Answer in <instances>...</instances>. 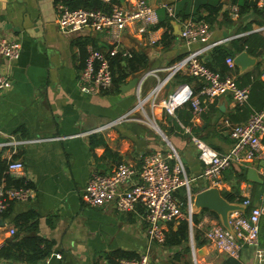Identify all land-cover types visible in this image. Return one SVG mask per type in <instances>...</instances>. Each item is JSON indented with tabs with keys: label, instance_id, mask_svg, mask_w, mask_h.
<instances>
[{
	"label": "crops",
	"instance_id": "1",
	"mask_svg": "<svg viewBox=\"0 0 264 264\" xmlns=\"http://www.w3.org/2000/svg\"><path fill=\"white\" fill-rule=\"evenodd\" d=\"M59 1L68 4L66 0H0V35L16 40L22 48L18 59L0 60V71L6 72L13 81L10 88L0 92V157L8 165L11 161L21 160L24 163L23 171L9 172L31 181L36 190L35 197L14 202L8 215L0 216V247L19 230L23 222L18 217L28 211L38 214L36 233L54 242L51 253L45 259L16 263L0 259L2 264H108L107 254L112 250L122 248L141 253L147 249L149 242L148 223L142 207L119 212L112 204L91 206L84 201L82 193L93 172L108 174L121 163H129L139 169L145 155L156 150L165 151L167 142L151 123L144 121V116L139 112L127 121L106 126L135 106L136 85L127 91H117L113 84L109 90L99 94H87L80 90L78 77L84 64V46L80 42L89 39L87 51L89 47L108 51L115 41L107 32L61 28L56 9V2ZM146 1L156 8L159 21L165 16L163 3L174 7L178 17L170 22L176 37L168 48H164L161 41L165 31H169L165 25L154 26L144 35L132 28L122 31L119 48L131 53L144 51L149 58L148 66L130 75L125 83L151 69H157V75L163 77L165 71L162 69L165 66L203 45L201 42L187 44L180 36L182 22L189 17L207 20L213 30L212 40L232 37L226 42L227 45L236 38L254 33L264 39V18L252 9L255 4L258 5L257 0ZM245 1H248L249 9L245 7ZM233 4L240 7L238 17L230 13ZM216 6H219L218 11L208 17L212 19H206L209 8ZM195 11L198 12L194 16ZM260 19H263L262 24L257 22ZM151 39H156V42L152 44ZM253 47L262 49L260 45ZM241 51H236L233 56ZM210 54L211 50L204 52V59L207 60ZM255 57L256 64L261 61L260 72L255 64L245 70H250L241 81L245 84L237 81L241 86H248L250 92L256 79L264 81V52ZM245 71L242 72L238 66L234 68L237 78ZM157 75L147 79V88L156 84ZM183 77L188 76L178 74L174 78L177 85L187 81L195 90L200 88V83L192 77H189L190 80ZM173 80L170 81L169 91ZM165 92L166 88L164 96ZM249 100L235 104L230 93L220 95L206 103V110L198 120L184 113L183 118L187 122L178 116L182 109H187L186 106L179 107L174 118L182 128L161 109L155 108L153 112L148 109L150 114L154 113L158 124L160 122L167 127L168 134L163 127L161 129L183 158L190 183L193 182L196 187L192 188L194 195L215 185L201 177L204 163L199 158V148L192 141V136H197L215 150L228 152L233 146L230 127L246 121L259 110L250 104L251 111L240 114L238 106L247 105ZM169 122L172 123L171 131ZM249 167L257 170L258 181L247 178ZM243 168H246L245 178H240L239 173L244 171ZM222 180L218 186L222 195L223 191H230L250 200L248 205L245 200L239 202L245 206L244 212L262 204L264 138L261 152L253 162L229 167L224 171ZM213 224L223 225L220 216L205 213L200 221L204 233ZM11 228L16 229L15 233H10ZM207 245L215 250L209 243ZM208 247L205 249L206 255L209 254ZM200 248L195 246V255ZM238 259L242 264H264V215L260 220L259 244L243 247ZM195 260V264H198Z\"/></svg>",
	"mask_w": 264,
	"mask_h": 264
},
{
	"label": "built area",
	"instance_id": "2",
	"mask_svg": "<svg viewBox=\"0 0 264 264\" xmlns=\"http://www.w3.org/2000/svg\"><path fill=\"white\" fill-rule=\"evenodd\" d=\"M103 1L111 3L112 0ZM257 3L260 7H264V0H257ZM162 6L170 16L176 17L174 7L168 3H163ZM56 9L57 22L61 28L70 31L90 29L107 32L115 41L106 52L89 47L78 77L80 90L87 94L103 93L113 86L114 72L110 63L112 56L119 52H122L123 56L132 55L130 51L119 48L121 32L132 28L135 32L144 35L160 20L156 8L146 0H125L124 4L113 3L109 11L100 8H72L59 1L56 2ZM239 12L240 7L233 4L230 8L233 17H238ZM212 34L211 24L207 20L191 17L184 19L180 31L182 39L187 44L201 42L203 45L165 66L162 69L165 71L163 77L157 75V69L144 71L136 84L135 106L106 126L127 121L134 113L139 112L144 116V121L161 130L154 113L150 114L148 109L153 112L155 108H159L165 114L176 116L177 109L186 106L191 110L194 120H198L200 114L206 110V103L214 101L220 95L230 93L235 104L245 103L250 98L251 92L248 86H241L237 82L234 56L230 55L226 58V63L230 67V72L227 74H222L206 64L204 52L232 38L212 40ZM150 41L154 44L156 39ZM21 50L19 42L0 35V60L18 59ZM178 74L192 77L200 83V88L195 90L189 82L183 81L176 85L172 94L165 97L166 84ZM156 75L158 78L156 84L152 88H147V79ZM262 77L264 78V70ZM12 85L10 76L0 71V92ZM186 130L190 129L186 128ZM161 131L168 145L165 151L156 150L145 155L139 169L132 164L121 163L108 174L93 172L82 193L84 201L91 206L112 204L119 212H129L138 206L142 207L144 218L148 223L149 241L158 243L165 240L168 221L187 218L193 225L194 214V193L184 161L169 137L163 130ZM229 132L233 146L228 152L215 150L197 136H192V140L199 148V158L204 163L201 177L210 181L211 185H221L224 171L233 163L249 165L259 155L264 138V107L256 110L246 121L231 126ZM23 168L24 163L21 160L11 161L8 165L9 171L13 173L21 172ZM181 187L186 190V210H183V202L177 194ZM35 195L34 187H7L1 183L0 216L6 211L10 200H28ZM249 203L250 200L246 199L245 204ZM263 215L264 202L252 206L249 213L231 212L229 217L231 229L222 224H213L205 230V237L218 252L238 258L243 247L259 244L260 220ZM15 231V228L10 229L11 234ZM151 261L149 250L146 249L136 257L121 258L119 264H152Z\"/></svg>",
	"mask_w": 264,
	"mask_h": 264
},
{
	"label": "trees",
	"instance_id": "3",
	"mask_svg": "<svg viewBox=\"0 0 264 264\" xmlns=\"http://www.w3.org/2000/svg\"><path fill=\"white\" fill-rule=\"evenodd\" d=\"M70 7L77 8V7H84L89 9H103L105 11H109L112 7L113 3H119V0H112L111 3L104 2L103 0H66ZM245 1V7L249 9V5ZM121 3V2H120ZM219 6L214 8H209L210 13L205 18L211 20L212 18H208L213 12L218 11ZM253 10L257 14H259L262 18H264V7H258L255 4L252 7ZM165 10L164 18H161V21L155 27L160 25H165L169 31H165L162 44L164 48H168L174 41L176 35L173 33L172 24L170 22L171 19H175L176 17H172L169 15L168 11ZM198 11H195L193 14L194 16L197 14ZM177 16V15H176ZM178 17V16H177ZM197 17V18H202ZM259 24L263 23V19L257 21ZM250 26L247 25V27ZM89 42V39H85L80 44L83 47V57L88 54L86 44ZM262 46V49L257 50L253 46ZM112 46H110L111 48ZM246 49L250 54L255 56H261L264 52V39L258 33L251 34L244 38H236L232 40V42L227 45L226 43L220 44L215 46L211 49V54L206 60V64L214 69L218 70L221 73H229L230 67L226 63V58L228 56H233L234 53L237 51H241ZM183 56V55H182ZM181 56V57H182ZM180 57V58H181ZM111 67L114 72V88L115 90H120L121 84L127 81V78L139 72L140 70L146 68L149 64V58L147 53L144 51H133L131 56H123L122 52L112 56L110 58ZM84 65V64H82ZM261 61H258L255 68L257 71L260 72ZM249 71H245L243 74L238 75L237 81L239 83L245 84V82H241L245 77H247V73ZM185 80H190L189 77H183ZM251 96L249 103L244 106H238V110L240 114H246L247 112L251 111L249 107L250 104H254L257 108L262 109L264 105V81L260 79H256L251 87ZM187 109H182L183 111L178 113L179 118H181L184 122L186 121L184 117V113L189 117L192 116V112L188 107ZM180 111V110H179ZM169 119H172L179 128H182L178 121L171 116H168ZM187 122V121H186ZM165 132L168 134L167 127L165 125L162 126ZM173 130L170 126L169 131ZM191 135V134H190ZM192 136V135H191ZM193 141V140H192ZM235 165H240L238 163H233L231 167ZM244 171H240V178H245V171L246 168H243ZM4 183L7 187H34V184L27 180L24 177H17L12 175L8 170V163L0 157V184ZM35 188V187H34ZM182 188V187H181ZM180 200L183 202V210H186V197L181 194V190L177 193ZM223 196L227 198L229 201H238L243 202L245 200L244 197L234 194L230 191H223ZM16 202L15 200H10L9 205L3 215H8L10 207L12 204ZM9 208V209H8ZM143 209V208H141ZM144 213V209L141 210ZM250 208L246 210L245 213H249ZM211 213L218 217V214L215 211L209 210L207 208L200 210V212H196L193 214V239L195 242L196 248L203 247L208 244V241L205 237L204 230L199 226L200 221L205 213ZM35 219L31 221V219ZM19 221H22L23 224H20L19 230L16 233L7 238L3 245L0 247V259L2 260H9L12 263L16 262H35L42 259H45L49 256L52 251V246L54 242L52 240L46 239L43 236L36 233L38 224H39V217L35 211H28L23 213L20 217H18ZM28 224V226H26ZM26 226V227H25ZM25 228V229H24ZM191 224L187 218H180L177 220H171L167 223V230L165 231V240L161 243L163 247L166 248H175L174 255L178 260H181L187 255L191 254ZM35 232V233H33ZM139 255V252L126 250L122 248H117L112 250L110 253L107 254L108 257V264H119V261L123 257H136ZM184 264H189V261H185ZM222 264H242L240 259L226 256L223 260Z\"/></svg>",
	"mask_w": 264,
	"mask_h": 264
},
{
	"label": "water",
	"instance_id": "4",
	"mask_svg": "<svg viewBox=\"0 0 264 264\" xmlns=\"http://www.w3.org/2000/svg\"><path fill=\"white\" fill-rule=\"evenodd\" d=\"M122 4L125 3V0H119ZM257 62V58L252 56L247 51H241L234 57V63L238 66L241 71H245L246 69L254 66ZM139 81V77L135 76L127 83H124L120 86L122 91H127L135 87L137 82ZM170 81L166 84V92L165 96L168 95ZM183 159V158H182ZM247 178L253 181L259 180V175L257 170L253 167H249L247 170ZM193 212L196 213L201 209H209L215 211L221 218V221L225 227L231 229L230 225V213L234 211H245V206L239 202L229 201L225 198L221 190L218 186H210L205 188L195 195H193ZM191 248H192V255H195V243L193 242V228L191 224ZM205 249L202 247L198 250L199 255H204Z\"/></svg>",
	"mask_w": 264,
	"mask_h": 264
},
{
	"label": "rangeland",
	"instance_id": "5",
	"mask_svg": "<svg viewBox=\"0 0 264 264\" xmlns=\"http://www.w3.org/2000/svg\"><path fill=\"white\" fill-rule=\"evenodd\" d=\"M103 51H107V49H105ZM150 82H151V79H150ZM176 85H177V80L174 79L172 81V87L170 88L169 95L173 93ZM171 116L174 117V115H171ZM169 123L171 126L172 123L171 122H169ZM159 124H162V123L159 122ZM156 129L158 131L157 133L159 135H161L162 134L161 130H163V129L159 130L158 127H156ZM166 146L168 147L167 144H166ZM191 186L193 189H196L193 182H191ZM179 190H181V194L186 197L185 188L182 187ZM208 246L209 245H205L203 248L206 249V247H208ZM146 248L149 250V253L151 255L152 264H184L185 261H189V264H195V258L197 259L198 264H220L221 261L223 260V258L226 257L225 254L221 255L220 252H218L216 249L213 250V249H210L208 247L207 250L209 251V254H207V255H206V252L204 253V255H199L198 250H196V255L194 258H192V255L190 254V255L185 256L181 260H178L176 258V256L174 255L175 248H172V249L166 248V247H163L162 244H159V243L157 244L155 242H150V241L146 245ZM217 255H218V257H217ZM218 258H219V260H217Z\"/></svg>",
	"mask_w": 264,
	"mask_h": 264
}]
</instances>
